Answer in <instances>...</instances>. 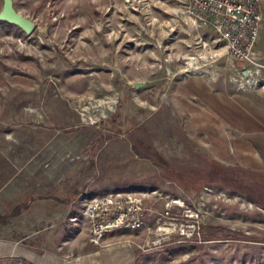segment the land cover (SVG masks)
I'll list each match as a JSON object with an SVG mask.
<instances>
[{"label": "rangeland", "instance_id": "rangeland-1", "mask_svg": "<svg viewBox=\"0 0 264 264\" xmlns=\"http://www.w3.org/2000/svg\"><path fill=\"white\" fill-rule=\"evenodd\" d=\"M12 2L34 27L0 19V264H264V135L252 167L226 139L264 73L241 83L194 0ZM115 191L139 227L81 216Z\"/></svg>", "mask_w": 264, "mask_h": 264}, {"label": "built area", "instance_id": "built-area-1", "mask_svg": "<svg viewBox=\"0 0 264 264\" xmlns=\"http://www.w3.org/2000/svg\"><path fill=\"white\" fill-rule=\"evenodd\" d=\"M262 0H194V18L209 26L224 44V53L238 64L241 83L262 81L264 47H260V31L264 27ZM243 71L247 74L244 75ZM260 77V79H258ZM141 196L108 192L103 196L84 197L81 216L93 225L99 222L106 231L113 227L137 228L142 223ZM171 201V200H170ZM170 202L166 204L169 207ZM176 205V204H173ZM76 224V217H69ZM104 222V223H102ZM77 225V224H76Z\"/></svg>", "mask_w": 264, "mask_h": 264}, {"label": "crops", "instance_id": "crops-1", "mask_svg": "<svg viewBox=\"0 0 264 264\" xmlns=\"http://www.w3.org/2000/svg\"><path fill=\"white\" fill-rule=\"evenodd\" d=\"M262 13L264 16V0L261 2ZM260 47H264V27L260 31ZM254 109H251L254 113L245 112L243 117L242 125H235L233 127L234 134H226V139L229 144H231V150L239 156L241 162L245 166H260L259 151L253 144L251 135H264V112L261 108L258 109L259 105H253ZM259 113H256L257 111ZM225 137V136H224ZM260 159V160H259ZM262 164V162H261ZM51 214H48V217Z\"/></svg>", "mask_w": 264, "mask_h": 264}, {"label": "water", "instance_id": "water-1", "mask_svg": "<svg viewBox=\"0 0 264 264\" xmlns=\"http://www.w3.org/2000/svg\"><path fill=\"white\" fill-rule=\"evenodd\" d=\"M0 19L17 24L25 32H30L34 27V24L30 19L16 11L12 0H3L0 8ZM243 74L246 75L247 72L243 71Z\"/></svg>", "mask_w": 264, "mask_h": 264}, {"label": "trees", "instance_id": "trees-1", "mask_svg": "<svg viewBox=\"0 0 264 264\" xmlns=\"http://www.w3.org/2000/svg\"><path fill=\"white\" fill-rule=\"evenodd\" d=\"M147 148L149 149V147H147ZM153 154L158 159V161H160L164 165H167L166 161L162 157H160L156 152H154Z\"/></svg>", "mask_w": 264, "mask_h": 264}, {"label": "flooded vegetation", "instance_id": "flooded-vegetation-1", "mask_svg": "<svg viewBox=\"0 0 264 264\" xmlns=\"http://www.w3.org/2000/svg\"><path fill=\"white\" fill-rule=\"evenodd\" d=\"M3 2V1H2ZM6 21V20H5ZM6 22H8V21H6ZM20 27V26H19ZM21 28V27H20ZM22 29V28H21Z\"/></svg>", "mask_w": 264, "mask_h": 264}]
</instances>
